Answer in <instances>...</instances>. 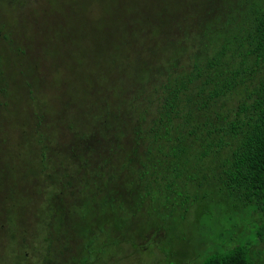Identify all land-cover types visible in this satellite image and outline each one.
I'll use <instances>...</instances> for the list:
<instances>
[{
  "label": "trees",
  "instance_id": "obj_1",
  "mask_svg": "<svg viewBox=\"0 0 264 264\" xmlns=\"http://www.w3.org/2000/svg\"><path fill=\"white\" fill-rule=\"evenodd\" d=\"M61 3L53 30L67 35V97L61 109L42 104L29 156L0 169V264H31V253L43 264H57L56 257L67 264L78 247L72 264H102L122 244L139 250L149 240L168 255L195 202L199 210L225 206L231 225L235 209L258 215L251 239L234 240L231 228L199 264H257L254 244L264 246V0ZM29 44L48 55L38 38ZM19 51L9 63L19 62L25 79L41 71L42 81L45 52ZM50 131L63 142L53 145ZM130 210L134 218L148 214L140 240L120 236L134 231Z\"/></svg>",
  "mask_w": 264,
  "mask_h": 264
},
{
  "label": "rangeland",
  "instance_id": "obj_2",
  "mask_svg": "<svg viewBox=\"0 0 264 264\" xmlns=\"http://www.w3.org/2000/svg\"><path fill=\"white\" fill-rule=\"evenodd\" d=\"M61 7H64L61 0H0V48L2 49V53H0V57L2 56L0 58V169L7 164L17 166L22 162L21 160L29 156L28 150L25 148L32 144L29 142V138H32L30 134L32 132L33 114L45 113L42 104L50 102L52 107L61 109L63 99L67 97V58L62 56L67 46V35L63 37L61 32L56 31V29L53 30V18L58 16V10H62ZM51 32L53 33L52 37L49 36ZM32 38H38L39 43L47 45L48 55L43 49L38 50V46L29 44V40ZM50 39L54 40L55 43L48 42ZM61 43L66 44L59 48ZM19 48L23 50L21 56L28 55L30 50L33 51V58L38 57L39 53L45 52L44 57L41 56V58L43 57L42 75L44 77L41 80L45 83L44 88L41 86L42 81L39 80L41 71H32L31 75H27L25 79L24 74L22 76L20 73L19 62L13 66L12 61L9 63L8 57L12 56L14 51L18 50L17 53L21 54ZM26 61L24 59L25 63ZM31 95L38 101L37 104L30 102L34 100ZM59 122L63 121L56 120L57 125ZM49 133L53 134V145H56L58 141L59 143L63 142L56 132L50 131ZM22 140L25 141L20 143ZM22 166L25 165L22 164ZM27 167L33 168V165ZM33 202L31 201L30 204ZM212 205H214L213 211H210L206 206L199 210V204L192 203L187 216L188 223L181 224L177 229L176 234H179L180 239L168 246L170 249L168 255L161 248L150 249L151 247L147 245L150 243L149 240L142 244V248L139 250H135L133 245L122 244L121 250L117 247L115 252L105 254L101 263L168 264V262H173L174 264H199L200 254L210 246L216 248V243L223 244L229 240L234 232L231 228L238 234L233 238L234 240L242 242L251 239L250 226L254 222L253 220L258 218L257 214L245 208L235 209L233 210V223L231 225L223 214L225 206L216 204V202ZM129 213L134 218V213H131V210ZM137 216L134 218L135 220L131 218L135 221L134 231L128 232L126 229L121 235L119 234L121 237L136 241L140 240L144 233H148L149 228L145 223L148 217L147 212L144 211L142 215ZM101 225L103 226L102 223ZM114 227L112 224L108 226L113 234L118 235L114 232ZM10 231L17 232V227L11 228ZM164 234L165 232L161 230L160 237L155 238L160 245L164 243L160 242V239H165ZM228 246L229 244L226 245V247ZM78 248L74 249L73 254H68L67 264H72L75 260L76 263L79 261L81 249L78 250ZM252 254L256 257L257 264H264V246L261 243L254 244ZM72 258L75 259L72 260ZM55 259L57 264L62 263L61 257ZM30 261L31 264L34 262L35 264H43L42 258L33 256V253L30 254Z\"/></svg>",
  "mask_w": 264,
  "mask_h": 264
}]
</instances>
